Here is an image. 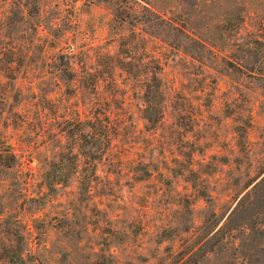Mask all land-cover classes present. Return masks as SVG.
<instances>
[{
	"label": "rangeland",
	"instance_id": "374dc122",
	"mask_svg": "<svg viewBox=\"0 0 264 264\" xmlns=\"http://www.w3.org/2000/svg\"><path fill=\"white\" fill-rule=\"evenodd\" d=\"M0 264H264V0H0Z\"/></svg>",
	"mask_w": 264,
	"mask_h": 264
},
{
	"label": "trees",
	"instance_id": "16d2710c",
	"mask_svg": "<svg viewBox=\"0 0 264 264\" xmlns=\"http://www.w3.org/2000/svg\"><path fill=\"white\" fill-rule=\"evenodd\" d=\"M158 89H160L159 85ZM96 117L97 118L95 121L90 120L88 124L89 130L87 132L81 133L86 139H92V141H99L102 146V149L105 152L110 146L112 140L110 122L107 116H105V118L103 119H100L98 116ZM79 124H81V122H79Z\"/></svg>",
	"mask_w": 264,
	"mask_h": 264
}]
</instances>
